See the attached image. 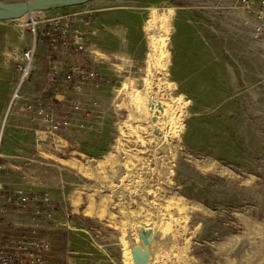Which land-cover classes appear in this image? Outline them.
Returning a JSON list of instances; mask_svg holds the SVG:
<instances>
[{
  "label": "rangeland",
  "instance_id": "374dc122",
  "mask_svg": "<svg viewBox=\"0 0 264 264\" xmlns=\"http://www.w3.org/2000/svg\"><path fill=\"white\" fill-rule=\"evenodd\" d=\"M233 6L239 0H94L0 22V243L39 225V236L50 244L44 264H133L121 226L129 231L138 222L145 233L155 230L146 264H264V46L251 38L248 24L224 15ZM63 28L79 31L86 42L77 60L49 46V35ZM163 30L165 71L147 62L150 43ZM34 36L33 73L18 94H38L56 61L97 73L79 89L66 82L48 92L56 103L63 99L65 107L55 105L54 111L70 116L74 126L39 151L28 150L20 101L2 109V86L10 101ZM145 88L149 107L161 94L185 103L176 135L151 133L135 110L131 92ZM73 101L81 107L69 112ZM2 122L3 145L17 150L3 152L21 158L2 160ZM78 122L86 127H75ZM162 122L155 119V127L170 132ZM125 156L133 165L129 178L120 179L118 162ZM192 157L213 159L237 178L201 169ZM57 159L78 160L92 175ZM2 178L15 186L2 189ZM142 188L155 191L144 195ZM12 190L48 197L49 205L39 203V215L32 213L34 202L2 205V193ZM101 190L112 195L111 222L84 212L91 203L105 205ZM170 193L205 209L167 210Z\"/></svg>",
  "mask_w": 264,
  "mask_h": 264
},
{
  "label": "built area",
  "instance_id": "2783aa9c",
  "mask_svg": "<svg viewBox=\"0 0 264 264\" xmlns=\"http://www.w3.org/2000/svg\"><path fill=\"white\" fill-rule=\"evenodd\" d=\"M239 2L240 6L246 11L245 23L251 29V38L257 44L264 46V0H239ZM49 36V46L56 53L67 54L72 59L77 60L78 56L85 51L86 42L83 40L82 33L77 30L72 31L70 34V32L67 33L66 28H63L58 35L50 34ZM35 41L36 37L34 36L31 47L24 54L23 63L18 66V83L8 109L18 105L20 101L21 108L24 111L34 110L38 117V124L34 129L36 144L40 147L44 145L50 147L51 144H56L60 131L71 127L73 124L70 116L56 115L54 106L65 107L64 101L60 99L59 103H56L48 92L52 91V87H57L66 82L73 83V87L79 89L86 81L94 79L97 73L93 69L86 70L79 65L68 69L61 61H56L49 67L47 81L38 94L33 95L31 98L18 94L19 87L32 72V51ZM67 107H69V112H74L80 109L81 106L79 101H73ZM75 127L85 128L86 125L78 122ZM29 202H34L32 213L39 215L41 211L38 204L49 205L50 200L48 197L22 196L15 190L2 193V205H26ZM47 215H50V213H47ZM38 226L33 225L27 235L15 233L3 237L2 243H0V264H44L50 250V244L48 239L39 236Z\"/></svg>",
  "mask_w": 264,
  "mask_h": 264
},
{
  "label": "bare ground",
  "instance_id": "6f19581e",
  "mask_svg": "<svg viewBox=\"0 0 264 264\" xmlns=\"http://www.w3.org/2000/svg\"><path fill=\"white\" fill-rule=\"evenodd\" d=\"M35 14V13H33ZM31 15V14H30ZM23 18V17H22ZM167 32L165 30L163 31H160L159 33L155 34L153 39H152V42L150 43L151 44V48H152V51H153V54H149L148 55V64H151L153 61H154V64H156L159 69L161 70H166L165 69V62L163 61V56L165 54V49L167 47ZM149 73V72H148ZM163 74V73H162ZM160 79V78H159ZM164 83L163 84H166V77L164 76ZM162 79V80H163ZM149 80V79H148ZM148 80L145 79V86L148 85ZM161 80V81H162ZM151 82V81H150ZM160 82V81H159ZM151 84V83H150ZM159 85V84H158ZM160 86V85H159ZM150 87V86H148ZM150 89V88H149ZM162 89V88H160ZM138 90V89H137ZM143 90V89H142ZM151 90V89H150ZM159 91V89L157 90ZM170 91V90H169ZM121 92V91H120ZM122 93V92H121ZM120 94V93H119ZM162 95V94H161ZM158 96L155 100H153V104L151 107H149L148 105V101L150 99V93L148 92V88H145L143 92H139V91H136L135 89L132 90L131 92V100H132V104L135 105V107L137 109V113L138 111L140 113H142V115L144 116V120L146 121L147 123V126L149 125V131L153 134H157L158 131L160 130L163 134V137H167L168 134L170 135H176L178 133V131L180 130V119H181V115L183 113V108H184V105L185 103L181 101V99L179 98H174L172 96H170L169 94L167 96ZM123 98V97H122ZM121 99V98H120ZM119 99V100H120ZM118 106V104H117ZM134 107V106H133ZM131 112V111H130ZM134 112V111H133ZM132 112V113H133ZM131 113V114H132ZM133 116V115H132ZM136 117V116H135ZM140 116H138L139 118ZM142 117V116H141ZM131 118V117H130ZM134 118V117H133ZM129 119V118H128ZM135 119V118H134ZM158 120L159 122L163 121V120H166V122H162V125L163 124H167L170 126V132H167V131H163V127L161 126V128L159 127H155V124L154 123V120ZM137 120V119H136ZM143 120V119H142ZM141 120V121H142ZM139 121V120H138ZM140 121V122H141ZM144 121V122H145ZM130 122H131V119H130ZM129 122V123H130ZM139 122V123H140ZM121 124V123H120ZM127 124V123H126ZM137 124V122H136ZM122 125H123V122H122ZM121 125V126H122ZM128 125V124H127ZM126 125V126H127ZM129 126V125H128ZM128 126L126 128H128ZM131 126V124H130ZM121 128V127H120ZM129 128H133V127H129ZM146 128V127H145ZM159 128V129H158ZM158 129V130H157ZM145 130V129H144ZM131 131V130H130ZM129 131V132H130ZM134 131V130H133ZM147 131V130H146ZM124 133V132H123ZM145 133V132H144ZM143 134V133H142ZM159 134V133H158ZM141 135V134H140ZM151 135V134H150ZM123 136V135H121ZM145 136V135H144ZM157 136V135H156ZM153 137V136H152ZM163 138V139H164ZM141 141L143 140L142 138H139ZM151 139V138H150ZM162 139V140H163ZM154 140V139H153ZM156 140V138H155ZM128 141V140H127ZM149 141V140H148ZM159 141V140H158ZM150 142V141H149ZM161 142V141H160ZM144 142H142L143 144ZM159 144V143H158ZM157 146V144H156ZM157 148V147H156ZM154 151V150H153ZM126 154V153H125ZM127 155V154H126ZM153 155V154H152ZM137 156V155H136ZM131 157V156H130ZM154 159H155V163L157 162V157L154 156ZM57 161H59L60 164H63V165H71L75 168H77L78 170L82 171L85 175H92L90 173V171H88L86 169V167H84L83 165L80 164V162L78 160H75V159H72V160H63V159H57ZM191 161L192 163L201 168V169H207V170H211L212 172H215L219 175H222V176H226V177H233V178H237V176L229 169H227L226 167H223L221 166L219 163H217L215 160L213 159H207L206 161H203V160H198L196 158H191ZM131 161H129V156H125V158H121L119 160L118 163H120V170H119V176H120V179H122L123 176L125 177H128L129 173H130V165L132 166L133 164H130ZM134 163V162H133ZM149 163V162H148ZM153 163V162H152ZM136 167V166H134ZM153 171V170H152ZM151 171V172H152ZM132 172V171H131ZM136 176V175H135ZM139 176V175H138ZM129 178V177H128ZM137 178V177H136ZM148 178V177H147ZM133 180V179H132ZM130 181L131 183H135L134 181ZM240 181V180H239ZM148 182V181H147ZM133 185V184H132ZM135 187L136 186H141V185H138V182L135 183L134 185ZM133 186V187H134ZM143 187V186H142ZM150 187V186H149ZM151 188V187H150ZM139 190V189H138ZM94 191V190H93ZM141 191H143L144 195H148L149 192H154V188L153 190L152 189H144L142 188ZM91 193V192H90ZM101 199H102V203H104L105 205H100V207L97 209L93 206V204L91 203L88 208H86L84 210L85 213L89 214V215H94L96 218L98 219H102L106 216H108V219H109V222H111V217H112V214L111 212L108 210V203H111L112 200V195L111 194H108L107 192H105L104 190H101ZM146 197V196H145ZM169 199L166 200L165 202V208L167 210H169V208H171L172 205H175L177 206V209L180 210V209H183L185 205H190L191 207H199L201 209H205V207H203L202 204L198 203V202H195V201H184V199H182L181 197H179L176 193H170V196L168 197ZM121 199H122V196H121ZM147 199V198H145ZM118 200V199H117ZM148 200V199H147ZM149 201V200H148ZM79 202V198L76 200L75 202V206L78 204ZM118 203V202H117ZM116 203V204H117ZM149 205V204H148ZM174 206V207H175ZM190 206H188L190 208ZM119 210L121 211L122 213V209H123V206H118ZM75 209H77L75 207ZM192 209V208H191ZM124 211V210H123ZM124 214V213H122ZM121 214V215H122ZM129 215V214H127ZM134 215V214H133ZM122 216H125V215H122ZM130 217V216H128ZM127 217V218H128ZM126 218V217H125ZM144 218V217H143ZM146 218V217H145ZM129 219V218H128ZM140 219V218H139ZM114 220V219H113ZM127 220V219H126ZM129 221V220H128ZM117 223V222H116ZM115 223V224H116ZM129 225V224H128ZM114 226V225H113ZM116 226V225H115ZM126 224L125 223H122V226H121V229H122V232H123V235H124V239L126 241V243L128 244L130 250H131V247L129 245V241H128V237L130 234H134L136 236H139L141 235L140 234V229H141V226H140V223L138 224H131V228L129 229V231H127V229L125 228ZM119 227V226H118ZM149 230H152L153 231V237H152V240L155 236V230L152 229L151 227L149 228ZM120 231V230H119ZM147 237V235L145 236ZM151 240V241H152ZM150 242H148L147 244V247H148V250H150Z\"/></svg>",
  "mask_w": 264,
  "mask_h": 264
},
{
  "label": "water",
  "instance_id": "95a60500",
  "mask_svg": "<svg viewBox=\"0 0 264 264\" xmlns=\"http://www.w3.org/2000/svg\"><path fill=\"white\" fill-rule=\"evenodd\" d=\"M94 0H24L17 3L0 2V22L19 20L26 15L47 11L56 7H70L81 5ZM141 235L130 234L128 237L131 247V258L133 264H146L149 250L148 242L152 240L153 231L147 233L140 229ZM147 234V237H145Z\"/></svg>",
  "mask_w": 264,
  "mask_h": 264
},
{
  "label": "crops",
  "instance_id": "0c3cea01",
  "mask_svg": "<svg viewBox=\"0 0 264 264\" xmlns=\"http://www.w3.org/2000/svg\"><path fill=\"white\" fill-rule=\"evenodd\" d=\"M238 1V0H237ZM236 6H233L231 8H229L228 10H226L224 12V15L226 16H231V15H235L237 16V18H239L241 21H243L245 23L247 14L246 11L241 7L238 6L237 8H235ZM225 17V16H224ZM33 73V71L31 72V74ZM43 87V85H42ZM41 87V88H42ZM41 88L39 89V91L41 90ZM9 92L6 88V86H2V109H6L9 107ZM24 96L31 98L33 95L31 94H27V93H23ZM36 95V94H35ZM23 101V100H21ZM24 115L26 116L27 120H24L23 123L25 124V128L28 129L29 131V151H39V146L36 144V140H35V136H34V129L37 127L38 124V117L37 114L35 113L34 110H25L23 111ZM4 126H3V122H2V160L4 158H11V159H18L21 158L20 155L15 154V153H5L3 151H17L14 149V147L10 146V149L8 150L7 147L9 144L5 143V146L3 145V139H4ZM13 148V149H12ZM20 151V150H18ZM6 165L2 164V170L3 168H5ZM8 167L13 168L14 170L19 169V167H17L16 164L12 165H8ZM8 186H15V183L11 182V181H6V179L2 178V189L7 188ZM9 188V187H8ZM15 188V187H14ZM7 190V189H6Z\"/></svg>",
  "mask_w": 264,
  "mask_h": 264
}]
</instances>
